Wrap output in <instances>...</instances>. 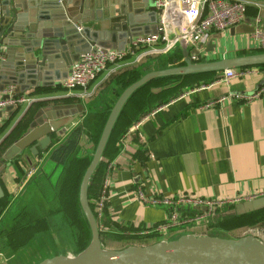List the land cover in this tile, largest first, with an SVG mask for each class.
<instances>
[{
  "label": "crops",
  "instance_id": "crops-1",
  "mask_svg": "<svg viewBox=\"0 0 264 264\" xmlns=\"http://www.w3.org/2000/svg\"><path fill=\"white\" fill-rule=\"evenodd\" d=\"M242 1L257 8L255 17L264 25V2ZM133 4L140 7L144 2L135 0ZM255 17H245L244 21L252 22ZM148 18L150 17H141L142 20ZM172 34L173 31L169 30V35ZM210 39L214 47L212 51L205 50L206 44L200 48L202 58L199 61L262 51L252 34L232 35L230 28L212 32ZM162 46L163 43H159L152 48L140 49L137 54L130 55L120 62L112 74L107 75V71L100 73L89 84L85 94L81 89H76L70 95L63 96L65 93L60 85L40 86L38 90H28L24 94L36 99L59 96L57 101L47 102L52 104L83 103L85 111L78 121L81 123L79 128L94 141L117 96L134 81L122 87L120 82L115 80L117 73L121 74L134 67L143 70L141 76L148 71L180 64L182 58L180 51L175 50L166 55L162 51ZM173 57L177 59L176 63L170 62ZM154 63L158 66L151 68ZM238 71H241L242 75L228 83L216 78L217 73L213 72L182 78L173 77L170 82H165L169 83L167 86L162 82L160 86H152L161 87L156 93H152L150 91L152 87H149L147 93L154 94V100L148 96L149 99L144 101L145 105H140L134 113L126 114L124 108L100 162L104 163L102 179L107 165H111V168L109 197L102 215L97 219L99 227L104 225V228L109 227L120 233L118 228L125 225H131L135 230L140 227L141 230L143 227L164 222L168 217L169 207L145 204L138 200L136 192L139 189L146 197L186 193L211 200L238 197L246 200L264 194V95L249 102L236 97L250 94L264 83V68L245 67ZM188 77L191 78L185 82ZM191 79L195 82H191ZM222 97L226 98L211 107H200L206 102ZM36 99L31 104L13 107L14 110L3 108L0 117V155L18 137L21 128L19 120L23 113L28 109L40 107V103L45 102ZM59 150L50 153L48 158L47 152L32 157L25 151L0 177L4 193L0 198V251L6 250L3 254L6 257L3 264H10V261L11 264H37L47 256V250L44 248L31 254L27 253L33 238L15 245L8 237L3 236L4 231L1 229L4 226L8 229L17 218H21L22 211L29 217L40 216L41 212H38L44 196L47 192L55 191L67 164L68 158L62 163L56 162ZM75 153L76 150L74 157ZM77 159L88 161L87 158ZM60 164L63 165V169L58 173ZM30 168H34L35 172L31 178L24 180ZM179 208L184 212L191 207ZM184 215L183 213L180 216ZM209 230L206 224L185 223L164 233H151L142 239L134 232H127L129 235L133 234L131 241L142 242L128 245L151 244L160 239H169L182 231L205 234L211 232ZM38 233H43V230L35 232ZM154 235L157 238H154ZM2 239L5 242H2ZM121 243L126 245L125 242Z\"/></svg>",
  "mask_w": 264,
  "mask_h": 264
},
{
  "label": "water",
  "instance_id": "water-1",
  "mask_svg": "<svg viewBox=\"0 0 264 264\" xmlns=\"http://www.w3.org/2000/svg\"><path fill=\"white\" fill-rule=\"evenodd\" d=\"M134 1L0 0V95L8 86H14V96L38 90L40 86L57 87L81 53L94 47L121 50L133 37L156 33L160 10L154 0H142L144 4L140 7H136ZM141 17L150 18L142 20ZM230 32L232 35L252 34L254 26L246 20L231 27ZM213 47L209 39L205 50L212 51ZM175 50L182 56L180 64L145 72L119 93L96 141L79 128L81 123L78 121L85 111L81 102L52 104L47 102L57 101L60 97L49 96L41 99L45 102H41L40 107L23 113L18 137L0 155V177L25 151L32 157L47 152L48 158L67 142L73 143L76 158L88 159L79 181L77 200L90 232L89 242L75 255H47L37 264H264V243L253 235L231 238L216 233L182 231L147 245H127L119 249L102 246L88 189L114 126L133 94L155 79L211 72L217 73L216 78H222L221 72L226 69L264 65V51L192 61L190 56L198 55L199 51L177 39L164 54ZM160 90L161 87L150 88L152 93ZM6 96L1 95V98ZM10 108L13 109L6 106L4 110ZM2 113L3 109L0 117ZM59 166L58 173L63 169L62 164ZM3 196L0 185V198ZM263 208L264 194L227 206L221 214L243 215ZM190 210L206 212L207 207H191ZM216 210L212 208L208 218L196 220L194 224H207Z\"/></svg>",
  "mask_w": 264,
  "mask_h": 264
},
{
  "label": "built area",
  "instance_id": "built-area-1",
  "mask_svg": "<svg viewBox=\"0 0 264 264\" xmlns=\"http://www.w3.org/2000/svg\"><path fill=\"white\" fill-rule=\"evenodd\" d=\"M154 4L160 10L156 21V33L133 37L130 44L121 50L94 47L81 53L78 59L73 62L66 78L60 82V87L65 93L63 96L70 95L76 89H81L85 94L89 84L100 73L107 71V75L112 74L116 71L120 62L130 55L137 54L143 48H152L159 43H163L162 51L166 52L175 44L177 39H181L185 44H189L200 51L199 49L203 48L211 38L212 32L227 30L244 21L247 2L242 0H154ZM252 24L254 26L252 35L258 41L259 47L264 49V25L258 17H255ZM169 30L173 31L172 35H169ZM190 58L192 61H199L202 58L201 51L198 55H191ZM240 75H242L241 71L226 69L223 71L221 80L228 83ZM13 89V86H8L2 91L1 95L7 96L1 98L0 95V110L6 106L18 107L22 104H31L36 99L28 97L26 94L14 96ZM261 95H264V83L254 92L236 97L249 102ZM51 97L58 98L59 96L53 95ZM44 98H37L36 100ZM225 98L206 102L200 107H211ZM110 168L111 165H107L100 189L93 200L97 218L102 215L108 201ZM34 172L35 169L30 168L24 180L31 178ZM136 194L138 200L145 202V204L169 207V214L164 222L153 227H143L141 230L134 232L139 236H146L151 233L160 234L181 227L185 223H194L196 220L209 217L212 208H222L242 201L239 197L228 200L202 199L186 193L166 197H146L140 189L137 190ZM181 206H205L207 211L194 212L191 217H184L178 213V208Z\"/></svg>",
  "mask_w": 264,
  "mask_h": 264
},
{
  "label": "trees",
  "instance_id": "trees-1",
  "mask_svg": "<svg viewBox=\"0 0 264 264\" xmlns=\"http://www.w3.org/2000/svg\"><path fill=\"white\" fill-rule=\"evenodd\" d=\"M257 8L249 5L248 3L245 5V17H255L257 16ZM264 51V49H261ZM176 58H171V63H176ZM260 67L264 68V65ZM245 68V67H244ZM143 70L137 68H130L125 70L121 74H116V81H119L122 87L126 86L131 81L135 80L140 76ZM114 76V77H115ZM153 81H161V79H155ZM144 88L147 93L148 89ZM140 90V89H139ZM101 131V130H100ZM79 133V129L77 131ZM100 134V132H99ZM99 134L96 137V140L99 137ZM94 140V141H96ZM75 148L73 147V143L69 142V148L65 151H60L56 157V162L62 163L67 159V164L60 176V179L57 183L55 191L52 193L47 192L46 196L43 198V203H41L39 210L42 211L40 216L29 217L25 213V211L21 212V218H17V220L10 224L9 228H5V226L1 229L4 231L3 236L8 237L10 242L14 243L15 245L22 244L28 241L32 236L35 234L37 230L46 231L49 229V219L53 217L55 214L60 213L62 218L65 220L67 227L72 231L75 235V245L77 247L76 252L81 251L89 242L90 239V232L86 223V220L83 214L80 211L78 200H77V191L80 178L82 176L83 171L85 170L88 161L86 159H77L74 157ZM103 164H100L98 167V171L96 175L92 178L88 189V199L90 201V206L96 216L94 205L92 200L95 198L97 192L101 186V177L103 173ZM232 206V205H230ZM226 207L217 208L216 213L212 217V222L206 224L208 228L216 229V234L222 236H228L231 230L236 228H240L245 226L246 224H254V223H261L264 222V208L253 211L250 213H246L243 215H230V216H223L221 211H223ZM25 210V209H24ZM188 208L187 211H181L178 208V213L184 216H191L194 212H191ZM28 213V211H27ZM105 211L103 212V218L105 219ZM97 218V216H96ZM102 218V220H103ZM99 219V218H97ZM193 224V223H191ZM262 224V223H261ZM140 227L135 230L131 225H125L124 227L118 228L120 233L114 232L111 228H104V225L100 229V236L102 246L106 244V242L110 240L122 241L125 242L127 246L128 244H132L131 239L132 233L139 231ZM127 232H132L130 235ZM145 236H138V238L142 239Z\"/></svg>",
  "mask_w": 264,
  "mask_h": 264
},
{
  "label": "rangeland",
  "instance_id": "rangeland-1",
  "mask_svg": "<svg viewBox=\"0 0 264 264\" xmlns=\"http://www.w3.org/2000/svg\"><path fill=\"white\" fill-rule=\"evenodd\" d=\"M157 66L158 64L154 63L151 66V68H156ZM190 78L191 77H188L184 81L186 82V80ZM172 79L174 78L167 77V78H162L161 81H151L146 85V88L148 89L149 87H152V86H158V85L160 86L162 83L170 82V80ZM191 82H195L194 79H191ZM145 91L146 90L144 88H141L140 90L136 91L133 94V96L129 99L127 106L125 107L126 114L134 113L138 108H140V105L144 106L145 105L144 101L148 100L149 97L150 99L154 100V94L149 95V93H146ZM38 213H40L41 215L42 211L39 210ZM209 222L210 223L212 222V218L208 219L207 224H209ZM261 223L246 224L245 226L231 230L228 236L231 238H238V237L245 236V235H253L264 243V222H261ZM67 226L68 225L66 224L65 220L62 218L60 213L55 214L53 217L49 219V229L48 230L43 231V233L34 234L32 236L33 239L31 238L32 241L27 248V253L31 254V253H34L35 250L44 248L47 250V255H57V254L75 255L77 254L78 252H76L77 247L75 245L76 242H75V235L73 233V229L71 231ZM149 226L153 227L155 226V224L149 225ZM209 229H210L209 231H211L209 233H216L215 232L216 229L214 228H209ZM193 230H195V228ZM154 238H157V236L154 235ZM2 242H5V240L2 239ZM121 242L122 241L110 240L106 242V244L104 245V248L111 249V248L124 245V243H121ZM127 242L136 243V244L142 243L139 240H133V241H127ZM4 252H6V250L0 251V264H3V261H5L4 259H6V257L3 255ZM11 263L12 262L10 261V264Z\"/></svg>",
  "mask_w": 264,
  "mask_h": 264
},
{
  "label": "flooded vegetation",
  "instance_id": "flooded-vegetation-1",
  "mask_svg": "<svg viewBox=\"0 0 264 264\" xmlns=\"http://www.w3.org/2000/svg\"><path fill=\"white\" fill-rule=\"evenodd\" d=\"M169 83H165V85L164 86H167ZM68 148H69V143L67 142V143H65L62 147H60V151H67L68 150Z\"/></svg>",
  "mask_w": 264,
  "mask_h": 264
}]
</instances>
